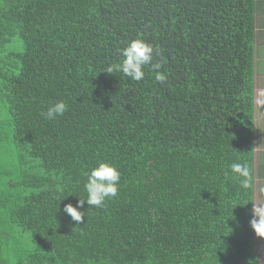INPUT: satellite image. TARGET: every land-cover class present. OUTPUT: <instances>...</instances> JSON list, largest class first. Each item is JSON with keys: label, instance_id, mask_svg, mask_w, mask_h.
<instances>
[{"label": "trees", "instance_id": "trees-1", "mask_svg": "<svg viewBox=\"0 0 264 264\" xmlns=\"http://www.w3.org/2000/svg\"><path fill=\"white\" fill-rule=\"evenodd\" d=\"M259 9L261 0H0V264H255ZM138 38L161 50L160 68L144 66L139 82L107 73ZM57 101L68 110L45 119ZM98 162L120 172L118 194L85 204L74 222L63 207L87 198ZM234 162L249 168L250 188L233 178Z\"/></svg>", "mask_w": 264, "mask_h": 264}, {"label": "clouds", "instance_id": "clouds-1", "mask_svg": "<svg viewBox=\"0 0 264 264\" xmlns=\"http://www.w3.org/2000/svg\"><path fill=\"white\" fill-rule=\"evenodd\" d=\"M120 56L123 57L118 65L109 67L107 73L113 71L121 72L125 77L133 81H142L145 77L144 66L151 65L153 69H159L160 64H152L154 55L161 57V50L154 48L153 45L146 43L142 39H135L128 43L126 47L120 50ZM155 80L158 83H164L167 79L166 74L155 71ZM68 110V105L63 101H57L50 104L42 115L47 120H55L62 116ZM230 173L233 178L239 180L242 190L250 188V171L245 163L234 162L229 165ZM121 174L118 169L106 162H98V166L90 169L86 173V183L84 189L87 193L86 199H79L75 206L71 203L65 204L63 212L71 218L72 221L80 223L83 219V213L79 211L85 204L87 206L101 208L106 200L115 198L119 190ZM254 218L249 221L250 228L260 239H264V208H257L253 211Z\"/></svg>", "mask_w": 264, "mask_h": 264}, {"label": "rangeland", "instance_id": "rangeland-1", "mask_svg": "<svg viewBox=\"0 0 264 264\" xmlns=\"http://www.w3.org/2000/svg\"><path fill=\"white\" fill-rule=\"evenodd\" d=\"M255 51H256V49H255ZM262 60H264V55L262 53L259 55L257 53H255V58H254L255 69H257L258 64L261 67H264V62ZM254 91H255V98L254 99L256 101L254 103V105H256V104H259L257 99L264 98V75L263 74L260 77L255 76ZM262 196H264V189H261L259 192H254L255 201H254L253 211L256 210L257 208H264V204L260 200V197H262ZM253 234H254V238L256 239L254 241L255 252L256 253L259 252L258 255L261 256V254H264V239H260L259 237L257 239L256 238L257 236L255 235L254 232H253ZM242 264H246V262H244Z\"/></svg>", "mask_w": 264, "mask_h": 264}, {"label": "crops", "instance_id": "crops-1", "mask_svg": "<svg viewBox=\"0 0 264 264\" xmlns=\"http://www.w3.org/2000/svg\"><path fill=\"white\" fill-rule=\"evenodd\" d=\"M261 1H262V4L264 5V0H261ZM258 13H260L259 14V18H264V9L263 10L259 9ZM253 253H254L255 257H256L255 264H264V254H261V256L258 255L259 252L258 253L255 252L254 245H253Z\"/></svg>", "mask_w": 264, "mask_h": 264}]
</instances>
